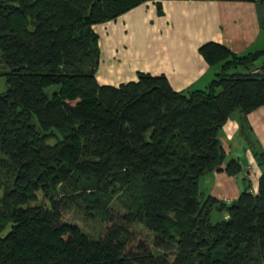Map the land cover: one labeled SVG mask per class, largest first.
<instances>
[{
  "label": "trees",
  "instance_id": "trees-1",
  "mask_svg": "<svg viewBox=\"0 0 264 264\" xmlns=\"http://www.w3.org/2000/svg\"><path fill=\"white\" fill-rule=\"evenodd\" d=\"M148 1L164 0H0V264H264V156L254 154L255 192L224 203L198 188L212 171H240L219 168L218 132L264 105V48L200 46L217 69L203 90L142 73L98 85L92 26ZM116 193L128 202L120 215L107 212ZM81 204L105 221L96 240L60 223L61 205Z\"/></svg>",
  "mask_w": 264,
  "mask_h": 264
},
{
  "label": "crops",
  "instance_id": "crops-1",
  "mask_svg": "<svg viewBox=\"0 0 264 264\" xmlns=\"http://www.w3.org/2000/svg\"><path fill=\"white\" fill-rule=\"evenodd\" d=\"M261 1H148L94 25L91 29L98 48L95 80L100 86L117 87L134 82L136 74L142 73L163 76L174 92L203 90L217 69L202 59L200 46L214 43L237 56L264 48ZM240 117L232 113L218 132L224 153L219 168L235 160L239 173L228 177L212 171L198 179L203 195L224 203L232 202L242 191L255 192L261 174L254 154L264 156V105Z\"/></svg>",
  "mask_w": 264,
  "mask_h": 264
},
{
  "label": "rangeland",
  "instance_id": "rangeland-1",
  "mask_svg": "<svg viewBox=\"0 0 264 264\" xmlns=\"http://www.w3.org/2000/svg\"><path fill=\"white\" fill-rule=\"evenodd\" d=\"M4 66L0 63V94L5 90L4 79L1 74L4 72ZM55 90V86H52L45 90V93L49 96L52 91ZM57 198V197H56ZM38 205H44L48 207V203L45 200L41 199V196L38 195L37 202ZM128 204L126 198L120 193H116L108 205V213L110 214H123L125 213V207ZM221 214L213 212L210 216V221L214 222L220 219ZM60 223L67 224L77 227L88 239L96 240L101 237L103 229L105 228V221L101 220L99 215L94 213L92 210H87L84 208V205L81 204V207H68L64 208L60 206ZM130 231L137 233L141 239H143L150 248V251L153 254L161 253L160 251L152 248V235L148 233L145 228L139 224L134 223L130 226ZM4 232L3 234H5ZM256 255L254 254V259ZM171 260V258H169ZM252 264H255L253 262Z\"/></svg>",
  "mask_w": 264,
  "mask_h": 264
}]
</instances>
